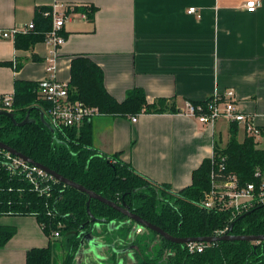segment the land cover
<instances>
[{"label":"crops","instance_id":"obj_1","mask_svg":"<svg viewBox=\"0 0 264 264\" xmlns=\"http://www.w3.org/2000/svg\"><path fill=\"white\" fill-rule=\"evenodd\" d=\"M247 1L0 0V28L25 25L36 9L53 3L95 8L92 19H80L74 10L65 22L56 78L68 82L72 58L84 55L101 68L104 86L118 102L134 87L145 91L148 103L172 101L177 112L92 117V145L101 154L119 153L148 179L179 191L192 183L202 161L212 158L214 146H224V133L226 141L229 136L227 119L199 122L186 112V103L232 89L237 109L252 115L261 130L256 146L264 147V0L253 12L246 10ZM189 7L196 12L188 14ZM48 53L43 40L25 47L16 46L15 38H0V95L13 96L15 80L42 79ZM238 127L242 141L247 134ZM0 223L16 228L0 248V264H26L29 249L48 245L34 216H1ZM106 224L94 235L125 252L113 254L108 246L98 263L109 264L111 255L116 264L135 263L132 246L118 244L125 241L119 223L114 221L111 231ZM92 261L84 255L78 263L74 256V264L97 262Z\"/></svg>","mask_w":264,"mask_h":264},{"label":"trees","instance_id":"obj_2","mask_svg":"<svg viewBox=\"0 0 264 264\" xmlns=\"http://www.w3.org/2000/svg\"><path fill=\"white\" fill-rule=\"evenodd\" d=\"M49 9H36L34 29L16 35V46L29 47L35 41L43 40L44 33L51 28V17L43 14ZM74 10L84 12L92 19L95 8L80 6ZM60 33L64 35L62 30ZM37 84L15 80L12 102L14 118L21 121L29 112L33 120L17 126L7 116L0 114V141L108 200L119 204L124 202L135 214L172 236H214L217 230L229 223L225 211L206 210L199 204L209 187L213 167L217 168L223 163L225 173L235 174L242 182L253 180L256 166L264 169V147L258 148L252 136L245 135L240 141L238 123L230 122L226 144L223 147L214 146L213 158L204 159L193 171L189 186L173 191L168 184L156 183L137 172L120 159L119 153H99L92 145L91 119L85 120L79 127L49 128L46 125V122L49 123V103L38 97ZM68 87L71 99L97 107L100 115L177 112L172 101L168 102L165 98L148 103L145 91L140 87L129 89L124 100L118 102L106 90L101 68L84 55L72 58ZM210 99L211 96L191 104L200 105L206 111ZM0 175V217L34 216L49 238L46 247H34L26 252V264H55L54 248L57 244L64 250L61 264H74L80 238L92 227L86 209L87 194L57 181L51 196H39L28 182L9 176L4 170ZM89 210L102 223H120L127 219L119 211L93 198L89 200ZM234 221L231 231L234 235H263L264 205L251 209ZM130 229L131 224L118 228L123 232L124 239ZM15 231V226L0 223V248ZM54 231L59 232L58 238L52 237ZM128 245L135 246L134 264H264V241L256 244L241 240L216 241L202 252L189 253L183 244L168 241L148 230L135 234Z\"/></svg>","mask_w":264,"mask_h":264},{"label":"built area","instance_id":"obj_3","mask_svg":"<svg viewBox=\"0 0 264 264\" xmlns=\"http://www.w3.org/2000/svg\"><path fill=\"white\" fill-rule=\"evenodd\" d=\"M259 5L260 0H248L245 3L248 12L255 11ZM73 11L74 7L53 3L50 9L43 13L45 16L51 17V28L44 33L43 38L44 43L49 48V53L45 58L46 75L37 81L36 91L38 97L49 103L47 111L48 124L53 129L60 126L79 127L85 120L100 115L97 107L88 106L78 99H71L68 82L56 78L59 49L66 40L60 31L65 22L73 18L75 14ZM195 12V7L187 9L188 14H194ZM75 15H78L80 19H87V15L84 12ZM34 27L35 23L32 20L22 26L0 28V38L13 39L18 34L32 31ZM234 99L233 90L227 89L222 93H215L211 96L206 111L203 110L202 106H193L188 102L186 103V112L202 123L213 124L219 117H223L229 122H237L242 125L248 136H252L255 139L261 133L260 128L255 125L252 115L237 109ZM12 102V95L1 94L0 110L12 112ZM136 120V117H131V121L135 122ZM2 170L11 177L14 176L19 180L28 182L39 196H51L54 191V184L58 181L42 168L0 147V174ZM252 175V181L242 182L235 174H226L223 163L219 164L217 168L213 167L209 175V187L204 191L199 204L206 210L225 211L228 214L229 223L243 213L257 206L264 205V169L256 166ZM229 223L224 228L217 230L214 236L223 235L227 231ZM59 236L58 231L52 233L53 238H58ZM215 242L191 241L183 245L189 253H195L202 252L207 246Z\"/></svg>","mask_w":264,"mask_h":264},{"label":"water","instance_id":"obj_4","mask_svg":"<svg viewBox=\"0 0 264 264\" xmlns=\"http://www.w3.org/2000/svg\"><path fill=\"white\" fill-rule=\"evenodd\" d=\"M0 114L7 116L17 126H21V125L28 123L29 121L33 120L30 118L29 112H27L26 116L21 121H16V119L14 118V113L9 112V111L0 110ZM40 117L43 120V114L42 113L40 114ZM46 125L49 128H51L47 122H46ZM0 147L11 152L12 154H14L18 157L26 160L27 162H29L31 164H35L36 166L42 168L45 172H47L48 174L53 176L56 180L60 181L61 183H64L65 185L76 188V189L87 194L88 201L86 204V209H87V213L89 214L90 219L92 221V227H91V230L89 232L83 233V235L80 238L79 247L75 252V255L78 257V263H79V261H81V257L84 255L88 256V258H90L93 261L100 262L99 260L102 258V256L99 253L104 248L105 249H107L109 247L112 248L111 253L116 254V255H118L121 252H125V250L124 251L121 249L118 250L117 248L112 247V245L105 244L100 237H96L94 235L93 232L96 231L97 233H100L102 231V227L100 226L101 222L97 221L90 213L89 200L92 198L108 205L109 207H112L113 209L122 213L127 218L125 221L120 222L117 225V227L120 225H124V224H131V229H130L125 241H122V240L119 241V243H118L119 245H123V246H127V247L131 246L128 244L133 239V236L137 233L141 234V233L147 232L146 230H152V231L156 232L158 235H160L161 237L165 238L166 240L174 242V243H179V244H184L186 242H191V241L214 242V241H229V240L250 241V242H253L256 244V242L264 241V234L263 235H234V234H232L231 231H232V228H233L235 221H231L229 223L227 231L223 235H220V236H203V237H175V236H172V235L166 233L160 227L150 223L147 220H144L142 217L135 214L133 211H131L129 209L128 205L125 204L124 202L119 204V203H116L114 201L108 200V199L102 197L101 195L93 192L92 190H89V189L85 188L84 186L65 178L64 176L55 172L54 170H51L48 167H46V166H44L38 162H35L33 159H31L28 156L24 155L23 153L15 150L14 148L7 145L6 143H3L0 141ZM248 212L243 213L242 215H240V217L245 216ZM115 225L116 224H114V221H110L108 224H106V227H107V229L108 228L110 229L111 226L112 227L114 226V229H115V228H117ZM114 229H110L109 231L114 230ZM134 247L135 246L132 245V249ZM129 250H130V247H129Z\"/></svg>","mask_w":264,"mask_h":264},{"label":"rangeland","instance_id":"obj_5","mask_svg":"<svg viewBox=\"0 0 264 264\" xmlns=\"http://www.w3.org/2000/svg\"><path fill=\"white\" fill-rule=\"evenodd\" d=\"M240 128H242V127H240ZM226 134L227 133H224V139H223V144L225 143V142H227L226 141ZM239 134H240V136H241V132H239ZM226 144V143H225ZM224 144V145H225ZM10 216H15V215H10ZM16 216H18V215H16ZM18 217H25V216H18ZM62 258H63V252H62V249L60 248V246L57 244V245H55V248H54V262L56 263V264H60V262H61V260H62ZM82 264H86L85 262L84 263H82ZM92 264H99L98 262H96V263H92Z\"/></svg>","mask_w":264,"mask_h":264},{"label":"flooded vegetation","instance_id":"obj_6","mask_svg":"<svg viewBox=\"0 0 264 264\" xmlns=\"http://www.w3.org/2000/svg\"><path fill=\"white\" fill-rule=\"evenodd\" d=\"M146 231H148V230H146ZM109 259H111L109 264H112V263H113L112 255H111V257H110ZM92 262H93V261H92ZM123 264H127V263L124 262ZM133 264H134V263H133Z\"/></svg>","mask_w":264,"mask_h":264}]
</instances>
